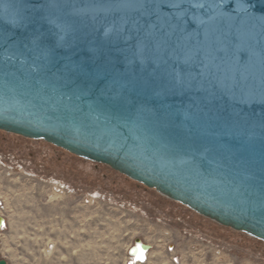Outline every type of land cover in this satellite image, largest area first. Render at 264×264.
<instances>
[{"label":"water","instance_id":"obj_1","mask_svg":"<svg viewBox=\"0 0 264 264\" xmlns=\"http://www.w3.org/2000/svg\"><path fill=\"white\" fill-rule=\"evenodd\" d=\"M0 131L264 242V0H0Z\"/></svg>","mask_w":264,"mask_h":264},{"label":"rangeland","instance_id":"obj_2","mask_svg":"<svg viewBox=\"0 0 264 264\" xmlns=\"http://www.w3.org/2000/svg\"><path fill=\"white\" fill-rule=\"evenodd\" d=\"M0 256L8 264H264V242L112 168L0 131Z\"/></svg>","mask_w":264,"mask_h":264},{"label":"built area","instance_id":"obj_3","mask_svg":"<svg viewBox=\"0 0 264 264\" xmlns=\"http://www.w3.org/2000/svg\"><path fill=\"white\" fill-rule=\"evenodd\" d=\"M141 247V253L137 250ZM150 247L143 245L141 241L135 243V245L129 250V264H145L149 258Z\"/></svg>","mask_w":264,"mask_h":264},{"label":"bare ground","instance_id":"obj_4","mask_svg":"<svg viewBox=\"0 0 264 264\" xmlns=\"http://www.w3.org/2000/svg\"><path fill=\"white\" fill-rule=\"evenodd\" d=\"M2 202V201H1ZM3 204V203H2ZM1 208V207H0ZM6 225V221L4 220V218H3V222H1V225H0V230L4 227ZM132 248V247H131ZM141 247H139V249L137 250L138 252H140L141 253Z\"/></svg>","mask_w":264,"mask_h":264},{"label":"crops","instance_id":"obj_5","mask_svg":"<svg viewBox=\"0 0 264 264\" xmlns=\"http://www.w3.org/2000/svg\"><path fill=\"white\" fill-rule=\"evenodd\" d=\"M141 242H142L143 245H146V246L150 247V251L149 252H151V250H152V247L150 246L151 244L146 242V241H144V240H142Z\"/></svg>","mask_w":264,"mask_h":264}]
</instances>
